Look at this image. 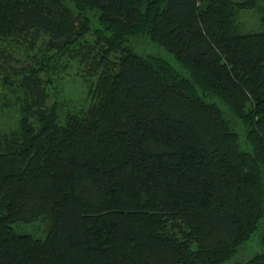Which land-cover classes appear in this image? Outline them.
Segmentation results:
<instances>
[{
    "label": "trees",
    "instance_id": "obj_1",
    "mask_svg": "<svg viewBox=\"0 0 264 264\" xmlns=\"http://www.w3.org/2000/svg\"><path fill=\"white\" fill-rule=\"evenodd\" d=\"M0 88V264H264V0H0Z\"/></svg>",
    "mask_w": 264,
    "mask_h": 264
},
{
    "label": "rangeland",
    "instance_id": "obj_2",
    "mask_svg": "<svg viewBox=\"0 0 264 264\" xmlns=\"http://www.w3.org/2000/svg\"><path fill=\"white\" fill-rule=\"evenodd\" d=\"M239 23L245 28L257 27V15L255 11L239 12ZM82 67L76 62H71L67 72L64 75L63 92L67 98L75 99L77 105L87 102L86 92L87 84L82 79ZM3 95L7 98L9 95L0 88V105L3 101ZM4 109V110H3ZM12 117H11V116ZM16 112L11 108H0V131L2 128L9 127L16 120ZM15 232L21 234H28L34 238H43L45 235L44 226L42 220L38 219L33 222L23 223L17 222L11 225ZM258 233H256L248 245H245V252L242 254L253 253L254 251H260L261 247L258 243Z\"/></svg>",
    "mask_w": 264,
    "mask_h": 264
}]
</instances>
